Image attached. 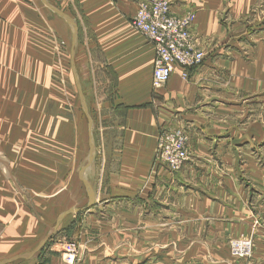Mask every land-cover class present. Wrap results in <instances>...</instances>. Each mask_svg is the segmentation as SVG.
Returning a JSON list of instances; mask_svg holds the SVG:
<instances>
[{
  "label": "crops",
  "instance_id": "obj_1",
  "mask_svg": "<svg viewBox=\"0 0 264 264\" xmlns=\"http://www.w3.org/2000/svg\"><path fill=\"white\" fill-rule=\"evenodd\" d=\"M46 2L72 20L75 46L42 0H0V264H238L229 240L264 209V0H169L195 13L205 58L158 90L133 0ZM66 55L92 122L94 157L80 165L71 129L64 146L61 129L47 144L16 123L45 120L30 90L54 85ZM172 128L187 135L177 173L156 159ZM87 138L89 153V125Z\"/></svg>",
  "mask_w": 264,
  "mask_h": 264
},
{
  "label": "built area",
  "instance_id": "obj_2",
  "mask_svg": "<svg viewBox=\"0 0 264 264\" xmlns=\"http://www.w3.org/2000/svg\"><path fill=\"white\" fill-rule=\"evenodd\" d=\"M136 14L132 27L153 46L151 86L161 89L171 78L176 66L183 70L200 67L204 52L196 45L191 33L195 13L175 16L169 0H133ZM186 75L184 74V77ZM156 159L165 164L170 173L179 172L188 160L187 137L181 130L169 129L160 132L157 138ZM235 253L250 252V242L232 243Z\"/></svg>",
  "mask_w": 264,
  "mask_h": 264
},
{
  "label": "rangeland",
  "instance_id": "obj_3",
  "mask_svg": "<svg viewBox=\"0 0 264 264\" xmlns=\"http://www.w3.org/2000/svg\"><path fill=\"white\" fill-rule=\"evenodd\" d=\"M189 13V12H187ZM185 13V14H187ZM184 14V15H185ZM175 15V14H174ZM177 16V15H175ZM182 16V15H181ZM196 17V16H195ZM70 43L67 42V44ZM70 44H68L69 46ZM65 47L64 41L55 44V48L57 51L59 48ZM55 49V50H56ZM66 49H64V52ZM62 55H63V51ZM66 54V53H65ZM55 66L56 69L60 66L59 71H56L52 74V83L49 88L45 90H38L37 88L30 90V103L29 110L30 113H41L45 117V120H37L31 119L29 122H21L18 121L16 123L18 128H29L34 129L35 131H39V136L45 139L47 144L54 140L58 143V136L61 129V145L68 146L70 141L72 140L69 136L70 129L72 132L76 134V144L78 146V162L80 164H85L88 161V141H87V128L88 122L86 120L85 115L82 113V108L79 105V95L77 92V88L75 85L74 77L71 70L70 59L66 55V58H61L60 63H58V58H55ZM61 99L63 104H55L54 99ZM57 100V101H59ZM40 103H39V102ZM42 101V102H41ZM45 101V103H43ZM75 107V109H74ZM71 117V118H70ZM64 118H68L63 120ZM71 119V120H70ZM23 124V126H22ZM93 131L95 130L92 126ZM176 130H181L183 134L187 137L185 132L179 128H172ZM36 133V132H35ZM31 135L33 132L31 131ZM58 135V136H57ZM56 137V138H55ZM33 139V137H31ZM75 140V139H74ZM94 143V139H93ZM6 166V169H1L5 174L11 175V171L13 173L16 170H10L7 168V164L3 163ZM51 170H46V176H50ZM63 170V174H64ZM57 172V171H56ZM55 171L53 170L52 175H54ZM62 174V175H63ZM14 175V174H13ZM263 212L260 213L258 217L253 218L251 220L252 228L250 233H241L237 238H233L229 240L228 250L230 256L237 260L238 264H264V247L263 249H256V245L264 246V233L261 235H257L259 230H264V209ZM262 228V229H261ZM264 232V231H263ZM261 233V232H260ZM235 242H250V252L247 251V254H243L241 252L235 253L232 249V243Z\"/></svg>",
  "mask_w": 264,
  "mask_h": 264
},
{
  "label": "water",
  "instance_id": "obj_4",
  "mask_svg": "<svg viewBox=\"0 0 264 264\" xmlns=\"http://www.w3.org/2000/svg\"><path fill=\"white\" fill-rule=\"evenodd\" d=\"M42 1H43V3L46 6L50 7L48 5V3L46 2V0H42ZM51 9L56 14L61 16L68 23V25L71 27V29H72V45L75 46L77 32H76V27L73 24L72 20L70 18H68L66 15H64L63 13H61L60 11L55 10L53 8H51ZM71 70H72V74H73V77H74V81H75V85H76V88H77V92H78V95H79L80 104H81L82 109H83V111L86 114V117L88 119V125H89V156H88V162H91L93 160V157H94L93 144H92L91 131H90L92 122H91V120L89 119V117L87 115V107H86V104H85L84 97H83V95L81 93V88H80L79 80H78L77 73H76V70H75V65H74V62L72 60H71ZM92 202H93V199H90V204H92ZM47 238H49V236ZM44 242L45 241L41 242V244L39 245V248H41L43 246Z\"/></svg>",
  "mask_w": 264,
  "mask_h": 264
},
{
  "label": "bare ground",
  "instance_id": "obj_5",
  "mask_svg": "<svg viewBox=\"0 0 264 264\" xmlns=\"http://www.w3.org/2000/svg\"><path fill=\"white\" fill-rule=\"evenodd\" d=\"M188 152V151H187Z\"/></svg>",
  "mask_w": 264,
  "mask_h": 264
}]
</instances>
